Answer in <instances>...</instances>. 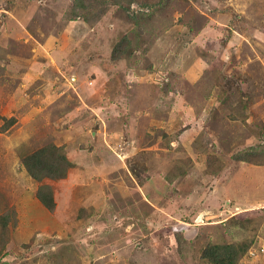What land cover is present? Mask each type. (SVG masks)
<instances>
[{
    "label": "rangeland",
    "instance_id": "1",
    "mask_svg": "<svg viewBox=\"0 0 264 264\" xmlns=\"http://www.w3.org/2000/svg\"><path fill=\"white\" fill-rule=\"evenodd\" d=\"M53 145L66 176L33 178ZM209 243L264 264V0H0V264H211Z\"/></svg>",
    "mask_w": 264,
    "mask_h": 264
},
{
    "label": "trees",
    "instance_id": "2",
    "mask_svg": "<svg viewBox=\"0 0 264 264\" xmlns=\"http://www.w3.org/2000/svg\"><path fill=\"white\" fill-rule=\"evenodd\" d=\"M134 0H129L132 3ZM106 8L100 12L104 15ZM126 47H130V40L124 37L113 50V58H119L125 54ZM59 150L56 146L44 147L33 153L25 159V165L30 175L37 179L44 178L61 179L67 174L68 169L72 166V162L67 156L57 154ZM55 152V155L49 157V154ZM45 157V158H44ZM248 156L239 157V160L249 161ZM39 200L47 208L53 210L55 208V200L50 187H45L37 193ZM248 246L243 244H215L209 243L203 250V257L208 259L211 264H238L241 256L246 252ZM249 249V248H248Z\"/></svg>",
    "mask_w": 264,
    "mask_h": 264
}]
</instances>
